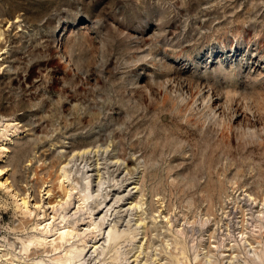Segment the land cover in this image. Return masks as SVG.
I'll use <instances>...</instances> for the list:
<instances>
[{
	"label": "rangeland",
	"instance_id": "1",
	"mask_svg": "<svg viewBox=\"0 0 264 264\" xmlns=\"http://www.w3.org/2000/svg\"><path fill=\"white\" fill-rule=\"evenodd\" d=\"M72 156L123 196L91 264H264V0H0V264L60 255L19 250Z\"/></svg>",
	"mask_w": 264,
	"mask_h": 264
},
{
	"label": "bare ground",
	"instance_id": "2",
	"mask_svg": "<svg viewBox=\"0 0 264 264\" xmlns=\"http://www.w3.org/2000/svg\"><path fill=\"white\" fill-rule=\"evenodd\" d=\"M15 123L16 122H13L12 124L13 125L12 128H15L13 132L16 130V128H18L15 126L16 125ZM72 160H73V156L66 160H62L58 165L56 171H54L55 174L52 175L53 176L52 180L51 181L48 180L50 184L47 192L49 193L50 197L46 203L48 208L50 207V209H52L50 213L51 214L53 213V215H48L50 216L48 219L44 220L40 224L37 223L34 229L39 230L41 232L40 235L29 237L27 240L25 239L24 241L21 242V247L19 251L20 253L24 252L25 254H27V257H30V255L33 256V254H36L37 253L36 251L39 250L41 253L42 252L47 253L46 256H48V253L52 251H55V254H60L57 257L51 259V261H45V259L40 258L38 262H41L42 264H86V263L91 264L92 261H94L95 259L98 260L99 258L98 256L103 254L106 249L116 244L119 239L123 237L126 238L127 236V234H125L126 232L125 233L120 232L116 229L115 224L113 225L114 220H111L109 223L110 229L107 231V235H106V231L102 232L103 229H106L107 226H105V224L106 223L108 224L110 217L119 213V211L117 210L118 208L117 206L119 204L118 202L121 199H123V196L118 194L119 189H121L119 188L120 186L117 187L118 185H113L111 187L109 186L104 187L103 185L104 181L100 175L96 176L98 177L97 180H95L97 181V183L93 184L94 179L96 177L94 178L93 175L90 174L91 171L90 169L86 170L81 180V189L78 187V182L77 184L71 183V185L69 184L68 186L67 185L65 186V182L66 181L70 182L71 180V169L69 168V166L71 165ZM44 163L42 160L41 164L43 165L41 166L40 171H45L43 168L45 167L46 164ZM83 169H86V167H84ZM2 170L3 168L0 169V173L2 172ZM7 179L2 184H6ZM10 183L11 182L8 181V185L6 186L7 188L8 187L10 188V186H12V184ZM78 188L80 190H78ZM94 188L97 189L93 190ZM11 190H12V195L16 198L17 202L20 200L21 206L25 208L26 212L32 214L33 213L32 209H29L30 200L28 198L26 189L24 188L21 189L17 186H14L11 188ZM75 193L80 194L81 203L78 204V207L73 213H70L68 209L70 208L69 206L72 204V197L76 195ZM112 195L116 197L113 202H111L113 200ZM34 201H35L34 202L35 208L37 207H40L39 209L44 208V203L41 199L35 198ZM137 205L139 207L141 205L140 197H138L136 202L134 203V206ZM43 212L47 213L46 209ZM78 214H80V216L76 217ZM95 214H99V215L101 214L99 216L100 219L95 218V220H91V223L87 224V228L85 229L83 228L81 230L82 232H79L77 228V225H79L78 224L79 220H83L85 215H90L93 217V215ZM56 218H61L60 223L63 222L64 223L62 225H58V224L56 225V221H57ZM139 220L141 221V223H143V225H145L144 224L145 219L143 218L142 214L140 215ZM43 223H45L44 226L43 227L41 226V228L38 229L37 226L42 225ZM91 228L95 229V231L92 230L91 232H89ZM131 233L134 232L132 231ZM89 234L92 237L90 241H86L85 238ZM76 238L79 239L75 240ZM132 238L134 239L135 235L134 237H131V239ZM129 241L132 240H130L129 238ZM78 242L80 243L77 244ZM48 244H50L51 248L47 247ZM143 245H140L141 248H143ZM29 249L30 251L28 252ZM91 249L93 250L91 251ZM140 250L142 251V249ZM32 256L31 258H33ZM41 256L43 257V255ZM136 259H138V256H136ZM113 260H115V258H113Z\"/></svg>",
	"mask_w": 264,
	"mask_h": 264
}]
</instances>
